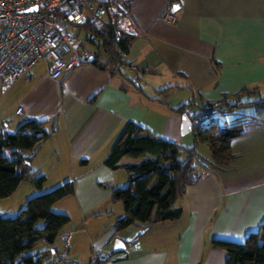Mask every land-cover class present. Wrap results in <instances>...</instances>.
<instances>
[{
    "label": "crops",
    "instance_id": "crops-1",
    "mask_svg": "<svg viewBox=\"0 0 264 264\" xmlns=\"http://www.w3.org/2000/svg\"><path fill=\"white\" fill-rule=\"evenodd\" d=\"M132 12L140 35L132 37L120 72L112 74L90 61L54 80L47 62L40 60L27 76L0 88V132L15 133L28 119L44 121L51 135L23 154L31 157L37 174L50 165L75 183L65 197L71 198L67 209L68 204L75 209L64 211L70 223L55 244L39 241L31 252L50 261L63 248V235H70V257L81 262L98 253L101 264H227L228 253L212 241L244 242L264 222V110L245 104L223 116L256 121L232 139L236 158L229 169H213L210 146L197 144L198 153H208L207 164L196 163L199 179L187 187L176 220L118 230L125 207L112 200V192L126 187L130 175L123 167L111 168L106 159L130 122L189 145L195 137L186 134L196 127L182 133L184 113L192 119L210 102L264 97V0H137ZM145 76L155 80L149 89L140 84ZM246 89L253 92L234 96ZM187 103L192 105L177 111ZM19 107L22 114L16 113ZM43 174L48 180V172ZM116 238L127 243L126 250L113 251Z\"/></svg>",
    "mask_w": 264,
    "mask_h": 264
},
{
    "label": "trees",
    "instance_id": "trees-1",
    "mask_svg": "<svg viewBox=\"0 0 264 264\" xmlns=\"http://www.w3.org/2000/svg\"><path fill=\"white\" fill-rule=\"evenodd\" d=\"M96 36L100 43H93L98 47L93 50L95 59L92 63L108 69L112 74L120 72L132 37L121 35L118 39L117 33L109 27L96 30ZM251 92L246 89L234 96ZM215 104L229 110L230 114L236 107L245 104H253L261 111L264 110V97L259 95L253 101H222ZM191 105L184 104L177 111L182 113ZM225 121V126L213 120L206 128L196 127L195 145L188 148L146 132L133 122L126 125L106 159L108 166L113 169L123 167L130 175L126 187H116L112 192V200L122 202L125 207V215L116 225L118 230L133 224L150 227L180 218L182 208L178 204L183 200L187 187L195 184L200 176L196 165L198 143L210 146V165L213 169L231 167L236 158L230 146L232 139L242 135L256 121L244 115L232 117L230 122ZM44 124V121L28 119L15 133L0 132V199L14 194L24 180L43 188L46 176H38L30 166L31 157L24 155L23 151H33L51 135ZM124 158L140 161L122 163ZM74 188L75 183L67 181L49 192L29 198L17 216L0 213V264H49L45 256L31 251L39 241L55 244L62 229L71 221L68 214L54 212L52 207L72 194ZM39 220H44L45 225L39 227ZM212 246L228 253L227 264H264V222L244 242L214 239ZM101 261L100 258L98 264Z\"/></svg>",
    "mask_w": 264,
    "mask_h": 264
},
{
    "label": "built area",
    "instance_id": "built-area-1",
    "mask_svg": "<svg viewBox=\"0 0 264 264\" xmlns=\"http://www.w3.org/2000/svg\"><path fill=\"white\" fill-rule=\"evenodd\" d=\"M137 0H0V88L27 76L40 60L48 64L50 76L60 79L66 72L90 62L94 56L86 42H97L96 30L113 29L121 35L137 37L140 29L132 7ZM37 9L28 10L31 7ZM86 35V40L80 38ZM23 113V107L16 111ZM229 114L215 102L194 115L195 127ZM70 235H63V248L49 264H98L94 253L88 262L70 257Z\"/></svg>",
    "mask_w": 264,
    "mask_h": 264
},
{
    "label": "rangeland",
    "instance_id": "rangeland-1",
    "mask_svg": "<svg viewBox=\"0 0 264 264\" xmlns=\"http://www.w3.org/2000/svg\"><path fill=\"white\" fill-rule=\"evenodd\" d=\"M79 36L82 40H86V35L84 33H80ZM85 43H86V45H88V47L91 50H96L98 47V45H95V44L90 43V42L85 41ZM99 43H100V41L97 40V44H99ZM40 66L44 67V63L41 62ZM125 73L126 74H133V72L130 71L129 69H126ZM133 77H135L134 74H133ZM154 83H155V80L148 77V76L143 77L142 81L140 82V84L147 89H149L150 86ZM230 119H232L230 116L227 117L226 119H224V117L217 116V117H215L214 121L227 120L228 122H230ZM20 121H22V120H20ZM210 122H212V121H206L205 125L210 124ZM22 123H20V124H22ZM2 125H3V121L0 118V130L2 128ZM221 126H223V125H221ZM13 130H17V129H14V127H13ZM190 134L193 135V137H194V131L190 132L189 134H186V136L190 135ZM194 145H195V143L192 142V143H189V145H183V147L185 146L186 148H188V147L194 146ZM203 147L205 149H208L207 144H205V146H203ZM46 152H47V150H46ZM49 152H50V150H49ZM26 153L29 155L30 151H28ZM186 158H187V156L184 155V159H186ZM205 158H208V153L202 149V150H200V153H198V156L196 157V163H198V164L206 163ZM49 166L50 165H43L39 169L38 176L43 174V172H48V180L46 179V182L44 183L43 188H39L37 185L33 184L32 182H30L28 180L22 181V183L20 184V186L18 187V189L16 190V192L14 194H12L11 196H9L7 198L0 199V213L4 216H17L21 213L22 209L26 205V201L29 198L36 196L38 194L44 193V192H49V191L55 189L56 187H58L59 185L65 183L67 181V180L63 179L64 178V177H62L63 174L57 173L53 168H51ZM59 176L62 177V179H61L62 181H59V179H57V178H59ZM70 199L71 198H65L64 200L59 201V203L57 202L52 207V210L54 212H58V213H65L64 212L65 210H69L70 212H74L75 209H73L69 204H68V208H70V209H67V202ZM115 203H117V205H121V204H119L120 202H115ZM66 214H68V213H66ZM72 221L74 222V219H72ZM37 225L39 227H42L45 225V221L39 220ZM38 248L39 247H37L34 251H36Z\"/></svg>",
    "mask_w": 264,
    "mask_h": 264
},
{
    "label": "water",
    "instance_id": "water-1",
    "mask_svg": "<svg viewBox=\"0 0 264 264\" xmlns=\"http://www.w3.org/2000/svg\"><path fill=\"white\" fill-rule=\"evenodd\" d=\"M179 5L174 3L172 5V11H174V8L176 9ZM33 9H37V7H31L29 8L28 10H33ZM176 11V10H175ZM95 59V56H92L90 61H94ZM192 119L191 117L187 114V113H184L182 115V133L185 134L187 132L190 131V129L192 128ZM127 248V243L122 240L121 238H116L115 241H114V245H113V251L114 252H119V251H122V250H126Z\"/></svg>",
    "mask_w": 264,
    "mask_h": 264
},
{
    "label": "snow or ice",
    "instance_id": "snow-or-ice-1",
    "mask_svg": "<svg viewBox=\"0 0 264 264\" xmlns=\"http://www.w3.org/2000/svg\"><path fill=\"white\" fill-rule=\"evenodd\" d=\"M176 9L174 8V11H175Z\"/></svg>",
    "mask_w": 264,
    "mask_h": 264
}]
</instances>
